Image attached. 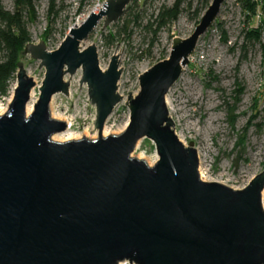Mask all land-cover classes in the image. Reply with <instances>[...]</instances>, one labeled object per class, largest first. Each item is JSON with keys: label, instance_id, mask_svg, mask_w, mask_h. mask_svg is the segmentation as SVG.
Here are the masks:
<instances>
[{"label": "water", "instance_id": "obj_1", "mask_svg": "<svg viewBox=\"0 0 264 264\" xmlns=\"http://www.w3.org/2000/svg\"><path fill=\"white\" fill-rule=\"evenodd\" d=\"M131 1L105 0L54 50L42 40L24 47L45 72L26 114L34 81L19 61L0 115V264H264V168L242 188L200 179L197 150L176 135L166 103L225 0H211L192 33L173 37L168 56L139 74L138 91L127 92L125 129L102 135L122 100V67L117 53L102 69L96 45L82 43ZM79 68L98 135L53 140L67 124L50 116L51 98L68 95L64 76ZM141 138L154 144L152 165L131 155Z\"/></svg>", "mask_w": 264, "mask_h": 264}, {"label": "rangeland", "instance_id": "obj_2", "mask_svg": "<svg viewBox=\"0 0 264 264\" xmlns=\"http://www.w3.org/2000/svg\"><path fill=\"white\" fill-rule=\"evenodd\" d=\"M104 1L35 0V18L27 22L30 42L42 40L48 50L56 49L68 28L81 23L95 7L101 8ZM173 2L132 0L117 21L105 26L103 19L100 20L82 43L84 47L96 45L102 69L107 67L112 55L120 53L118 64L122 69L117 92L122 100L105 121L102 129L105 136L125 129L129 116L125 104L127 92L138 91L139 74L168 56L173 37L186 38L192 33L200 20L194 14L196 9L201 15L206 10L203 0H181L178 17L159 25V9L172 6ZM0 3L8 10L14 8V0H0ZM259 15L260 11L247 20L236 0H225L216 20L199 37L188 64L166 94L173 129L185 145L193 143L205 176L232 188L245 186L264 168V54L258 42L242 47L244 29L256 26ZM224 36L227 42L223 41ZM260 42L264 43V31ZM19 61L34 81L27 103L32 110L45 69L25 49ZM80 77V68L64 76L71 81L68 95L59 92L52 96L50 116L69 120V130L75 134L93 130L94 137L79 138L94 139L98 135L92 122L95 107L89 101L86 84L79 88ZM15 85L16 73L8 87L10 101ZM131 155L136 158L141 155L139 159L146 162L149 159L150 165L157 159L154 144L148 138L139 139ZM120 263L130 264L128 260Z\"/></svg>", "mask_w": 264, "mask_h": 264}, {"label": "trees", "instance_id": "obj_3", "mask_svg": "<svg viewBox=\"0 0 264 264\" xmlns=\"http://www.w3.org/2000/svg\"><path fill=\"white\" fill-rule=\"evenodd\" d=\"M35 0H14L13 10H8L0 3V95L7 92L10 80L14 78L21 51L31 41V35L27 28V22L33 21L35 12L33 2ZM245 12L247 20L255 16L258 11L259 23L256 26H248L243 31V45L258 42L261 44L264 54V43L260 42L264 31V0H236ZM211 0H203L204 9ZM181 0H174L170 7H162L158 12L159 25L175 20L180 13ZM200 19L198 9L194 13ZM223 41L227 42L226 37Z\"/></svg>", "mask_w": 264, "mask_h": 264}, {"label": "bare ground", "instance_id": "obj_4", "mask_svg": "<svg viewBox=\"0 0 264 264\" xmlns=\"http://www.w3.org/2000/svg\"><path fill=\"white\" fill-rule=\"evenodd\" d=\"M94 10H95V12H97L99 10V8L95 7ZM77 24H79V23H77ZM117 53L118 52H116V55H117ZM118 58H119V54H118ZM69 83H71L70 80H69ZM31 96H32V94H31ZM30 111H31V104H28L26 106V114L30 113ZM64 120L66 121L67 128L64 131L54 133L51 136V138L53 140H56V141H67V140H72V139H75V138H79V137H81L83 135L84 136H90V137H94L95 136V132L94 131H93V133H90L87 130H84V132L82 134H75L74 132H70V130H69L70 129V122L67 119H64ZM102 135L105 136V133L103 132ZM178 138H179V136H178ZM140 157H142V156L138 155V158H140ZM147 163L150 164V160L149 159H147ZM118 264H121V263L119 262Z\"/></svg>", "mask_w": 264, "mask_h": 264}, {"label": "built area", "instance_id": "obj_5", "mask_svg": "<svg viewBox=\"0 0 264 264\" xmlns=\"http://www.w3.org/2000/svg\"><path fill=\"white\" fill-rule=\"evenodd\" d=\"M75 24H77V23H75ZM192 55L189 56V59L192 57ZM8 95H9V91L8 90H7V92L5 94L0 95V115L3 114L4 112H6V110L8 109V106H9V103H10V98H8ZM198 171H199L200 179L206 180V181H217L216 179H214L211 176L206 177L205 174H204L205 172H203V170L201 169L200 166L198 167Z\"/></svg>", "mask_w": 264, "mask_h": 264}]
</instances>
